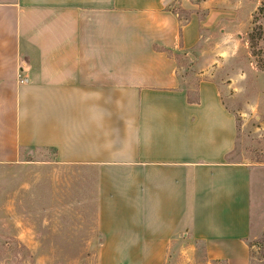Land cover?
<instances>
[{
    "label": "crops",
    "instance_id": "0c3cea01",
    "mask_svg": "<svg viewBox=\"0 0 264 264\" xmlns=\"http://www.w3.org/2000/svg\"><path fill=\"white\" fill-rule=\"evenodd\" d=\"M234 1L0 0V166L55 152L100 264H168L186 239L251 264L254 167L229 157L252 104L203 56Z\"/></svg>",
    "mask_w": 264,
    "mask_h": 264
},
{
    "label": "rangeland",
    "instance_id": "374dc122",
    "mask_svg": "<svg viewBox=\"0 0 264 264\" xmlns=\"http://www.w3.org/2000/svg\"><path fill=\"white\" fill-rule=\"evenodd\" d=\"M234 2L241 18L231 26L217 25L232 35L217 29V36L206 38L203 56L217 61L225 81L234 78L239 84L242 106L252 104L239 119L238 143L229 159L254 167L249 245L251 264H264V0ZM194 65L186 68L193 94L198 81ZM55 157V152L43 151L0 166V264H100L103 236L97 208L82 203L87 190L73 188L80 182L73 181L72 169ZM168 264L226 263L208 261L204 245L186 239Z\"/></svg>",
    "mask_w": 264,
    "mask_h": 264
}]
</instances>
